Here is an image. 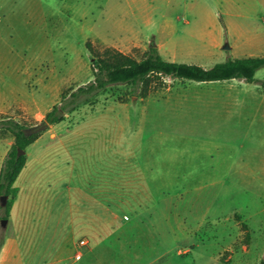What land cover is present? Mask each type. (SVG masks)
Returning a JSON list of instances; mask_svg holds the SVG:
<instances>
[{
  "label": "rangeland",
  "instance_id": "1",
  "mask_svg": "<svg viewBox=\"0 0 264 264\" xmlns=\"http://www.w3.org/2000/svg\"><path fill=\"white\" fill-rule=\"evenodd\" d=\"M87 44L205 68L264 55V0H0V121L33 127L91 80ZM236 85L153 75L145 96L113 85L39 130L0 234L36 264L95 248L80 262L209 264L216 250L213 264H259L264 123L248 93L204 95ZM6 140L0 128V152Z\"/></svg>",
  "mask_w": 264,
  "mask_h": 264
},
{
  "label": "trees",
  "instance_id": "2",
  "mask_svg": "<svg viewBox=\"0 0 264 264\" xmlns=\"http://www.w3.org/2000/svg\"><path fill=\"white\" fill-rule=\"evenodd\" d=\"M93 55L92 79L79 85L67 95H62L59 102L53 104L45 113L44 121L56 124L65 114L72 112L91 98L113 85H128L131 92L145 96L151 83V76H163L171 79H186L196 82L221 81L232 78L254 82L255 72L264 68V55L228 58L215 63L209 68L198 64L176 62L164 59L155 45H149L142 58L136 59L114 48H105L101 52L87 44ZM264 84V81H262ZM0 128L13 137V144L0 168V197L6 196L4 206L0 205V220L8 217L9 198L16 195L14 185L26 163V156L19 155V149L26 148L34 141L38 132L25 133L26 125L14 120L0 121ZM4 236L0 234V247ZM259 264H264L260 259Z\"/></svg>",
  "mask_w": 264,
  "mask_h": 264
},
{
  "label": "crops",
  "instance_id": "3",
  "mask_svg": "<svg viewBox=\"0 0 264 264\" xmlns=\"http://www.w3.org/2000/svg\"><path fill=\"white\" fill-rule=\"evenodd\" d=\"M258 56V55H256ZM255 81L254 82H246L243 79H237V78H232V79H227V80H221V81H233V80H239L241 82H243L244 84H247L246 86H232L229 88H221V89H214L211 87H208L205 89V94L204 95H208L211 94L212 97L217 96L220 92H224L227 93L228 95L230 94H234V101L236 100V98L238 99L240 97L241 92H245L249 94V97L251 99L250 102V106H251V118L254 120V118L258 117V115L261 116V123H264V84L262 83L263 80H259L257 77H255ZM221 81H207V82H221ZM253 83L254 87H249L250 84ZM257 83H259L260 85H258ZM216 98V97H215ZM9 109V106H2L0 107V112H4L6 110ZM49 125H53V124H48ZM47 126V127H48ZM46 127V128H47ZM142 141V140H141ZM12 143V141H4V149L2 152H0V168L2 166V162L7 154L8 151V146ZM140 145V144H139ZM61 170L63 169V162H61ZM264 172V168L262 170ZM17 180V179H16ZM124 219H128V216L124 215ZM224 220V219H223ZM223 220H221V222H223ZM220 221V220H219ZM218 221V222H219ZM82 239V238H81ZM87 240V239H86ZM88 245V241L87 244L85 246H78L79 249H86ZM116 249L117 248H108L109 253L111 252V250ZM119 249V248H118ZM245 249V247H244ZM97 250H104L101 248H95L92 250H88L85 251L84 253H80L81 257L79 259H76L75 256L71 257V256H67V257H58L56 252H52L51 253V258L50 260L45 261L44 264H86L85 261L80 262V260L82 259H86V257H88V259L90 260V258L95 257ZM263 251H264V246H263ZM193 249H189L188 253H192ZM215 253H217V251H210L209 254L211 256L208 257V263L209 264H213L215 263L217 260L216 258L213 256ZM77 254V253H76ZM75 254V255H76ZM85 257V258H84ZM28 260L26 261L24 256H23V250H22V245H21V241L19 239V237L16 234H12V233H8L4 236L2 245L0 247V264H36L35 262ZM98 264H103L101 262H99ZM106 264H118L117 262L113 261V260H108L106 262Z\"/></svg>",
  "mask_w": 264,
  "mask_h": 264
},
{
  "label": "water",
  "instance_id": "4",
  "mask_svg": "<svg viewBox=\"0 0 264 264\" xmlns=\"http://www.w3.org/2000/svg\"><path fill=\"white\" fill-rule=\"evenodd\" d=\"M223 48H226V49L229 48L228 44H225V45L223 46ZM47 126H48V123L45 122V121H42L41 123H39V124H37V125H35V126H33V127H30V128H28V129H26V130H25V133L38 132V131L41 130V129H45ZM23 153H24V150L19 149L18 154L21 155V154H23ZM5 203H6V196L3 195V196L0 197V205L4 206ZM6 223H7V219H6V218H3V219L0 220V225H1L2 227H5V226H6Z\"/></svg>",
  "mask_w": 264,
  "mask_h": 264
},
{
  "label": "built area",
  "instance_id": "5",
  "mask_svg": "<svg viewBox=\"0 0 264 264\" xmlns=\"http://www.w3.org/2000/svg\"><path fill=\"white\" fill-rule=\"evenodd\" d=\"M87 244V240L86 239H80L79 241H78V243H77V245L78 246H80V247H82V246H85ZM81 257V254L80 253H77L76 255H75V258L76 259H79Z\"/></svg>",
  "mask_w": 264,
  "mask_h": 264
}]
</instances>
